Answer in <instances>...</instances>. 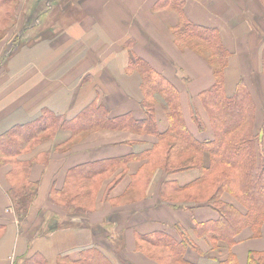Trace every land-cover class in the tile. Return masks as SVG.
I'll list each match as a JSON object with an SVG mask.
<instances>
[{"label": "crops", "instance_id": "1", "mask_svg": "<svg viewBox=\"0 0 264 264\" xmlns=\"http://www.w3.org/2000/svg\"><path fill=\"white\" fill-rule=\"evenodd\" d=\"M157 1L55 0L52 6L51 0H17V18H0L11 20L0 30V134L45 109L63 120L91 107H103L105 119L146 118L142 72L130 65L138 57L177 88L192 135L211 139L200 102L215 83L210 55L203 45L176 37L178 11ZM183 11L190 22L218 31L229 53L226 92L244 80L260 133L264 27L256 18L264 26V0H184ZM193 109L204 128L193 121ZM154 112L162 133L168 120L159 95ZM78 128L40 131L39 141L22 142L19 160L32 161L28 180L37 185L24 214L15 212L9 194L12 164L0 166V264H76L94 251L108 264H220L229 256L248 264L250 254L264 253V218L257 230L243 227L232 244L199 230L219 216L205 201L191 199L201 170L167 169L155 134ZM208 162L204 153L200 165ZM222 199L240 208L229 194ZM70 201L86 211L69 213Z\"/></svg>", "mask_w": 264, "mask_h": 264}, {"label": "trees", "instance_id": "2", "mask_svg": "<svg viewBox=\"0 0 264 264\" xmlns=\"http://www.w3.org/2000/svg\"><path fill=\"white\" fill-rule=\"evenodd\" d=\"M158 7L169 6L180 15V28L176 37L182 41L199 43L206 47L213 67L215 83L200 94V102L206 113L212 138L198 140L188 130L181 112L179 93L168 79L156 72L144 60L133 57L130 65L142 72L144 98L140 105L146 118L134 120L128 115L105 119L103 107L85 109L69 120H63L44 110L41 116L24 125L13 126L0 134V166L12 164L9 177L10 197L17 214H24L37 191V185L29 182L28 171L31 160H19L24 151L22 142L39 141L48 131L58 128L90 130L94 127L127 128L139 132L155 134L165 148L167 169L184 170L198 167L201 170L198 186L191 199L205 201L219 214L214 221L201 224L199 230L232 244L243 227L259 228L264 218V123L260 133L256 131L255 105L251 93L240 78L230 93L226 92L224 69L227 66L228 51L225 49L218 31L214 28L194 24L184 16V0H158ZM8 8L10 10H8ZM17 0H0V18H16ZM261 72L264 75V43L261 49ZM159 95L164 101L168 126L160 133L156 130L154 101ZM193 121L199 129L204 122L198 112L192 110ZM130 124H126V121ZM43 132V135L41 132ZM208 155L206 166L200 165L202 155ZM172 160V161H171ZM212 192L209 193L208 190ZM173 192L179 190L174 187ZM226 193L235 199L240 208L222 199ZM203 198L202 200H199ZM69 213L86 211L73 201L66 205ZM162 238H165L164 236ZM85 255L76 264H108L104 256L94 251ZM92 256V257H91ZM234 264L232 256L224 263ZM248 264H264V253L250 254Z\"/></svg>", "mask_w": 264, "mask_h": 264}, {"label": "rangeland", "instance_id": "3", "mask_svg": "<svg viewBox=\"0 0 264 264\" xmlns=\"http://www.w3.org/2000/svg\"><path fill=\"white\" fill-rule=\"evenodd\" d=\"M56 1H58V0H56ZM62 1H63V0H62ZM45 2H46V1H45ZM45 2H44V4H45ZM53 2H55V0H51V4H52ZM62 4H63V2H62ZM52 6H53V4H52ZM42 9L44 10L45 7H43ZM8 10H10V9L8 8ZM16 18H17V17H16ZM256 21H257V23L260 25V30H261V27H262V28L264 27V26H263V20H261V19H259V18H256ZM10 23H11V20H10V19H8V20H2V19H0V30H2V29H3L4 27H6V26H9ZM254 27H256V24H254ZM252 99H253V96H252ZM253 102H254V99H253ZM254 105H255V111H256L257 106H256L255 102H254ZM263 123H264V121H263ZM263 123H262V125H263ZM208 192L211 193L212 190L209 189ZM202 199H203V198H201V199H199V200H202ZM78 201H79V202H84V199H78ZM99 263L102 264L103 262H102V261H99Z\"/></svg>", "mask_w": 264, "mask_h": 264}]
</instances>
